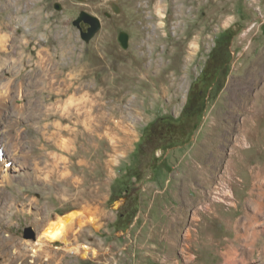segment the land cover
Returning a JSON list of instances; mask_svg holds the SVG:
<instances>
[{"label":"rangeland","instance_id":"374dc122","mask_svg":"<svg viewBox=\"0 0 264 264\" xmlns=\"http://www.w3.org/2000/svg\"><path fill=\"white\" fill-rule=\"evenodd\" d=\"M82 12L100 22L88 42L73 25ZM246 30L258 35L259 54L264 0H0L8 51L0 52V91L10 88L0 145L10 153L17 147L16 158L26 165L23 175L4 168L12 181L0 187V264H224L221 253L250 227L248 219L260 238L243 257L245 240L235 242L233 258L264 264V125L238 156L229 154L244 118L232 120L227 99L244 71L239 55L249 42L238 46L237 39ZM117 65L136 69L133 79L116 84L124 91L118 94L107 84ZM200 91L196 128L165 144L160 128L173 127ZM151 129L149 139L142 137ZM225 186L233 205L212 201L215 190L225 197ZM77 209L94 222L74 244L94 253L82 257L56 243L37 260L27 244L57 215ZM121 214L126 224L116 223Z\"/></svg>","mask_w":264,"mask_h":264},{"label":"bare ground","instance_id":"6f19581e","mask_svg":"<svg viewBox=\"0 0 264 264\" xmlns=\"http://www.w3.org/2000/svg\"><path fill=\"white\" fill-rule=\"evenodd\" d=\"M263 17V16H262ZM257 34L254 33V30H246L245 33L243 35H241L240 37H238V46H243L247 41L249 42L248 46L244 47L242 53L239 55V59H243L244 60V64L242 63L239 67H244V71L239 75L234 77V80L231 84V89H230V95L228 97V101L230 104V108L232 109L231 111H233V121H236V117L240 116V115H244V118L239 122V124L236 126L237 129V135L235 136V138H233L232 141H230L231 143H233L232 147H231V151H230V158L233 159L234 157L238 156V152L240 149L248 146V144L252 143V141L254 140V136H253V132L255 130H258L260 127L259 125H264V49H262L260 52H258L259 54L254 53L256 51V43L254 42V40L257 38ZM4 37L0 36V52L2 51H7L6 50V41H4L3 39ZM137 39V38H136ZM135 40V39H134ZM132 40V41H134ZM159 42V41H158ZM132 43V42H131ZM134 44V43H133ZM155 46V45H154ZM6 47V48H5ZM135 47V46H134ZM130 49V48H129ZM133 49V48H132ZM155 49V48H154ZM13 51V50H12ZM8 52V51H7ZM11 52V51H9ZM6 53V52H5ZM134 53V52H133ZM132 53V54H133ZM12 54V52L10 53ZM129 54V53H128ZM256 54V55H255ZM108 55V54H106ZM104 55V56H106ZM122 55V54H121ZM9 56V55H7ZM11 56V55H10ZM127 56V55H126ZM131 56V55H130ZM128 56L129 58H132ZM102 57V56H101ZM118 57V56H117ZM134 57V56H133ZM119 58V57H118ZM124 58V57H123ZM121 60V57L119 58ZM116 60V59H115ZM129 61L131 59H128ZM128 61V62H129ZM134 61V59H133ZM152 61V60H151ZM5 62V61H4ZM124 62V61H122ZM127 62V63H128ZM158 62V61H157ZM16 64V62H13ZM111 63V62H110ZM113 63V62H112ZM125 63V62H124ZM160 63V62H158ZM246 63V65H245ZM5 64V63H4ZM122 64V63H120ZM126 64V63H125ZM124 64V65H125ZM134 64V63H133ZM147 64V63H145ZM151 64V63H150ZM153 64V63H152ZM86 65V64H85ZM90 65V64H89ZM111 65V64H110ZM109 65V66H110ZM136 65V64H135ZM135 65L134 68L133 67H129V71H127V69H120V67H117L119 69H117V71L115 70V72L112 74V79L110 80V83L107 84H112L113 86V91L114 93H120L121 91H123V87L121 88L120 86H117L116 84H121V81L123 80H128V79H133V76H136V69H135ZM8 66V65H7ZM84 66V65H83ZM82 66V68H83ZM87 67H89L87 65ZM126 67V66H125ZM21 68V67H20ZM85 68V67H84ZM154 68V66H153ZM152 68V70H153ZM87 69V68H86ZM101 69V67H100ZM138 69V68H137ZM140 69V68H139ZM138 69V70H139ZM164 69V68H163ZM239 69V68H238ZM237 69V70H238ZM109 70H113L111 67H109ZM141 70V69H140ZM83 73H85L86 71L82 70ZM92 71V70H91ZM161 71V70H160ZM89 73V70L87 71ZM99 72V71H98ZM110 72H108L109 74ZM92 74V73H91ZM159 74V73H158ZM19 75V74H18ZM147 75V74H145ZM16 76V75H15ZM85 76V75H84ZM87 76V75H86ZM146 78V77H145ZM108 79V78H107ZM72 80V79H71ZM75 82H77V79H75ZM106 78L105 80H102V82L99 85H106ZM138 83V81H137ZM141 83V82H140ZM139 83V84H140ZM231 83V82H230ZM8 85V82H7ZM98 85V86H99ZM245 86L244 88H241L242 86ZM4 86V85H3ZM2 86V87H3ZM6 86V85H5ZM4 86V88H5ZM72 86V85H71ZM103 86L101 88V91L103 89ZM111 86V85H110ZM69 87V86H68ZM108 87V86H107ZM128 87V86H126ZM97 88V87H95ZM109 88V87H108ZM1 89V87H0ZM9 89L7 86L5 88V90L0 91V118L3 112V109L5 107V99H4V95H6L9 92ZM133 89V88H132ZM136 89V88H135ZM112 90V89H110ZM104 91V89H103ZM106 91V90H105ZM127 91V90H126ZM110 92V91H109ZM124 92V91H123ZM129 92V91H128ZM131 92V91H130ZM104 94V93H103ZM106 94V93H105ZM113 94V93H112ZM122 94V93H121ZM125 94V93H124ZM59 95V94H58ZM127 95V94H126ZM97 96V94H96ZM6 97V96H5ZM125 96H123L124 98ZM96 98V97H95ZM126 98V97H125ZM102 100L104 99V96L99 92L98 95V100ZM113 99V97H112ZM118 99V98H117ZM121 100H123L122 98H120ZM7 100V99H6ZM97 100V99H96ZM107 100V99H106ZM114 100V99H113ZM70 101L71 98H70ZM111 101V99H110ZM119 101V100H117ZM75 102V101H74ZM104 102V101H103ZM102 102V103H103ZM109 102V101H108ZM114 102V101H113ZM99 103V102H97ZM105 103V102H104ZM112 103V102H111ZM75 104V103H74ZM93 104H95L93 102ZM107 104V103H106ZM105 104V105H106ZM109 104V103H108ZM77 106V105H76ZM83 106V105H82ZM97 106V105H96ZM119 106V105H118ZM91 107V106H89ZM99 107L101 109H107L104 108V105L100 104ZM109 109V108H108ZM113 109V108H112ZM118 109V108H117ZM67 110V109H66ZM90 111V110H89ZM107 112V111H106ZM68 113V112H67ZM103 115V114H102ZM103 119V117H102ZM18 121V120H17ZM232 121V122H233ZM238 121V120H237ZM10 122V121H9ZM14 122V121H12ZM9 124V123H8ZM12 124V123H11ZM235 124V123H234ZM10 125V124H9ZM46 127V126H45ZM60 127V126H59ZM61 129V128H60ZM264 129V128H263ZM9 130H12L9 129ZM8 130V131H9ZM215 130V129H214ZM224 130V129H223ZM232 130V129H231ZM61 131V130H60ZM73 131V130H72ZM259 131V130H258ZM261 131V130H260ZM10 132V131H9ZM213 132V130H212ZM264 132V131H263ZM261 133V132H260ZM225 134V133H224ZM229 134V133H228ZM264 134V133H263ZM260 135V134H259ZM262 135V134H261ZM9 138V137H8ZM12 138V137H11ZM217 139V138H216ZM256 139V138H255ZM222 140V138H221ZM220 140V141H221ZM9 141V140H8ZM223 141V140H222ZM255 141V140H254ZM253 141V142H254ZM223 143V142H222ZM64 145V144H63ZM223 145V144H221ZM17 146V145H16ZM15 147H12L13 151L12 153H10V151L8 150V147L6 146H1L0 145V153L2 152V150L4 151V154H2L1 160H0V171L4 172L3 177L0 179V187L2 186H6L8 184H10V182L12 181L10 176H7L9 173L12 172H17V174L19 173L20 175L25 174V162L22 160H18V158H16V152H17V147L14 150ZM42 148V146H41ZM227 148V147H226ZM219 149V148H218ZM222 150V149H221ZM20 151V149H19ZM18 151V152H19ZM242 151V150H241ZM204 152V151H203ZM3 153V152H2ZM21 154V153H20ZM225 154V153H224ZM241 154V153H240ZM4 155V156H3ZM46 155V154H45ZM74 155V153H73ZM223 155V153H222ZM221 155V157H222ZM18 156V155H17ZM43 156V155H42ZM241 156V155H240ZM21 157V156H20ZM19 157V158H20ZM26 157V156H24ZM206 157V156H205ZM220 157V158H221ZM243 157V155H242ZM240 157V158H242ZM58 159V157H56ZM229 158V159H230ZM54 159V158H53ZM60 159V158H59ZM65 159V158H64ZM210 159V158H209ZM224 159V158H223ZM62 160V159H61ZM71 160V159H70ZM241 160V159H240ZM229 161V160H227ZM233 160H231L232 162ZM244 161V160H243ZM55 162V161H54ZM61 162V161H60ZM231 162H229V164H231ZM37 163V162H36ZM58 163V162H57ZM216 163V161H215ZM218 163V162H217ZM236 163V162H235ZM238 163V162H237ZM53 164V163H52ZM65 164V162H64ZM62 164V165H64ZM240 164V163H239ZM35 165V164H34ZM66 165V164H65ZM199 165V164H198ZM237 165V164H236ZM250 165V164H249ZM38 166V165H37ZM49 166V164L47 165ZM54 166V165H53ZM230 166V165H229ZM234 166V164L232 165ZM239 166V165H238ZM247 166V165H246ZM46 167V166H45ZM57 167V166H56ZM55 167V168H56ZM60 167V166H59ZM201 167V166H200ZM206 167V166H205ZM214 167V166H213ZM212 167V168H213ZM218 167V166H217ZM227 167V166H226ZM236 167V166H235ZM245 167V166H244ZM4 168H6L9 172L7 174H5ZM53 168V167H50ZM63 168V167H62ZM61 168V169H62ZM247 168V167H246ZM253 168V167H252ZM60 169V168H59ZM200 169V168H199ZM204 169V168H203ZM201 169V170H203ZM231 169V168H230ZM229 169V170H230ZM236 169V168H235ZM238 169V168H237ZM40 170V168H39ZM50 170V169H47ZM211 170V169H210ZM233 170V168H232ZM250 170V169H249ZM36 171V170H35ZM55 171V170H54ZM199 171V170H198ZM228 171V170H227ZM238 171V170H237ZM202 172V171H201ZM213 172V171H212ZM37 173V172H36ZM41 173V172H40ZM59 173V171H58ZM71 173V172H70ZM215 173V171H214ZM2 174V173H1ZM43 174V173H42ZM57 174V173H56ZM212 174V173H211ZM226 174V173H225ZM231 174V172H230ZM236 174V173H235ZM58 175V174H57ZM72 176V175H70ZM207 176V175H206ZM1 177V175H0ZM66 177V176H65ZM64 177V179H65ZM211 177V175H210ZM48 178V177H47ZM60 178V177H59ZM204 178V177H203ZM206 178V177H205ZM209 178V177H208ZM225 178V177H224ZM229 178V177H228ZM63 179V180H64ZM211 179V178H210ZM229 180V179H228ZM60 181V180H59ZM70 181V180H69ZM68 181V182H69ZM203 181V180H202ZM201 181V182H202ZM4 182V183H3ZM66 182V180H65ZM222 182V181H220ZM63 183V182H62ZM206 183V182H204ZM210 183V181H209ZM225 183V182H224ZM60 184V183H59ZM64 184V183H63ZM70 184V183H69ZM203 184V183H202ZM208 184V183H207ZM67 185V183H66ZM192 185V184H191ZM205 185V184H204ZM220 185V184H219ZM59 186V185H58ZM62 186V185H61ZM68 187V186H67ZM66 187V189H67ZM221 188V187H220ZM225 192H222V196H225L223 199L220 198L218 196V194L220 193V191L215 190V192L213 191L212 194H214V197L212 201L214 202H227L229 205H233L234 201V196L232 194V191H229V187L225 186ZM77 192V191H76ZM219 192V193H218ZM202 194V193H201ZM221 195V194H220ZM155 196V195H154ZM199 196V195H198ZM218 196V197H217ZM154 198V197H153ZM199 199V198H198ZM224 199H226L227 201H225ZM202 200V199H201ZM249 201V199H247ZM253 200V199H252ZM155 202V201H154ZM246 202V201H245ZM82 203V202H81ZM202 203V202H201ZM239 203V202H238ZM212 204V203H211ZM36 205H38L36 203ZM81 205V204H80ZM151 205V204H150ZM73 207H78V194H76L75 197V201L72 204ZM203 206V205H202ZM201 206V207H202ZM206 206V205H205ZM210 206V205H209ZM215 208V206H214ZM196 209V208H195ZM194 209V210H195ZM205 209V207H204ZM212 209V208H211ZM206 210V209H205ZM205 210H204V214H205ZM209 210V209H208ZM207 211V210H206ZM211 211V210H210ZM209 211V214H211ZM196 212V211H195ZM214 212V210H213ZM199 213V212H198ZM200 214V213H199ZM203 214V213H202ZM196 217V215H194ZM199 216V215H198ZM197 216V217H198ZM206 216V215H205ZM216 216V215H215ZM197 217L195 218L197 220ZM202 217V216H201ZM214 217V216H213ZM204 218V217H203ZM252 218V215H251ZM173 219V218H172ZM199 219V218H198ZM202 219V218H201ZM94 219L90 216H86L85 214L81 211L75 210V211H70L66 214L63 215H57L56 218L50 222L47 223V225H45L42 228V231L35 236V239L32 240L31 242H29L27 244V248H29L30 250H32L33 254L35 255V258L38 260L40 257L45 256L48 257L51 252L52 247L54 245H56V243L61 244V249H59L58 247H56L55 249H59L60 251L63 249L67 252V253H72V254H80L82 257L87 256L88 254H93L94 251L92 248H90L87 245H79L77 246L74 243L78 242V232L80 231V229L85 226L87 223H93ZM250 219L247 220L248 222V226L246 230H244V233H236L234 236V241L231 243L229 240V242L231 244L226 246V251L221 253L222 254V259L224 264H237V261L233 258V256L237 255L238 249L234 246L235 242L240 241V239L243 237L244 241V245L243 249H241L242 251L240 252V254L243 256L245 255H250L251 252L254 251V246L256 245L255 243V239L258 235H256V232L253 228H251V223L249 222ZM198 221V220H197ZM204 221V220H203ZM239 221V220H238ZM44 222V221H43ZM254 222V220H253ZM203 223V222H202ZM232 224V223H231ZM239 222H235L233 224L234 225H238ZM255 224V223H254ZM42 225V224H41ZM167 225V224H166ZM244 225V224H243ZM165 227V226H164ZM238 227V226H237ZM246 227V226H245ZM244 227V228H245ZM256 227V226H255ZM230 229V228H229ZM189 230V229H188ZM235 230V229H234ZM236 231V230H235ZM234 231V232H235ZM238 231V230H237ZM236 231V232H237ZM242 232V231H241ZM191 233V232H190ZM259 234V233H258ZM191 236V234H190ZM251 236V239L249 238ZM163 237V236H162ZM259 237V236H258ZM192 238V237H190ZM260 238V237H259ZM190 240V239H189ZM224 241V240H223ZM212 242V241H211ZM25 245V244H24ZM263 245V244H262ZM241 246V245H240ZM26 248V247H25ZM26 248V249H27ZM54 248V247H53ZM264 248V247H263ZM262 250V247H261ZM221 252V251H220ZM245 252V254L243 253ZM264 252V250H263ZM26 253V252H25ZM248 253V254H246ZM57 253H55L56 255ZM218 254V253H217ZM253 254V253H252ZM262 254V253H260ZM55 255H52V257H54ZM241 257V258H242ZM247 258V257H246ZM190 260V259H189ZM239 262V260H238ZM242 262V261H241Z\"/></svg>","mask_w":264,"mask_h":264},{"label":"flooded vegetation","instance_id":"af4514ba","mask_svg":"<svg viewBox=\"0 0 264 264\" xmlns=\"http://www.w3.org/2000/svg\"><path fill=\"white\" fill-rule=\"evenodd\" d=\"M81 26L84 31H86L88 28V26L83 24ZM201 97V91L197 95L192 94L191 96H189V99L187 100V103L180 116L175 118L176 122L173 124V127H171V125H167L165 129L164 127L160 128V131L162 129L161 139L165 144H171L177 141L181 142L184 139L190 137L191 132L196 128L197 118L200 113ZM163 129L165 131H163ZM154 132L155 129H151L150 131L144 130L142 133V137L149 139L154 134Z\"/></svg>","mask_w":264,"mask_h":264},{"label":"water","instance_id":"95a60500","mask_svg":"<svg viewBox=\"0 0 264 264\" xmlns=\"http://www.w3.org/2000/svg\"><path fill=\"white\" fill-rule=\"evenodd\" d=\"M81 23L88 25L86 32L82 30ZM73 25L79 30L80 37L86 42H88L100 29V22L98 18L86 12H82L73 22Z\"/></svg>","mask_w":264,"mask_h":264},{"label":"trees","instance_id":"16d2710c","mask_svg":"<svg viewBox=\"0 0 264 264\" xmlns=\"http://www.w3.org/2000/svg\"><path fill=\"white\" fill-rule=\"evenodd\" d=\"M124 222L125 224L128 222V220H126L125 216L124 215H120L117 222L116 223H119V222ZM118 225V224H117ZM124 228H126V226L124 225Z\"/></svg>","mask_w":264,"mask_h":264}]
</instances>
